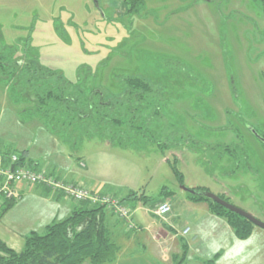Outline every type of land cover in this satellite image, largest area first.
Instances as JSON below:
<instances>
[{
	"label": "rangeland",
	"instance_id": "rangeland-1",
	"mask_svg": "<svg viewBox=\"0 0 264 264\" xmlns=\"http://www.w3.org/2000/svg\"><path fill=\"white\" fill-rule=\"evenodd\" d=\"M129 8L126 0H0V48L14 47L16 56L57 71L87 95L98 90L117 96L134 76L154 86L144 111L148 120L137 118L132 131L121 126L116 145L108 130L103 135L92 130L95 137L77 145L74 167L86 164L83 171L97 175L91 180L94 191H111L124 203L134 204L126 196L136 191L144 225L154 222L171 231L163 221L168 215L152 214L163 199L179 212L185 204L197 207L201 228L194 261L185 262L189 252L183 248L175 264H199L210 216L187 200L183 186L206 187L264 222V142L257 135L264 134L262 6L259 0H144L138 12ZM13 90L0 78V138L15 148L12 142L21 139V133L13 134L17 127L44 121L30 113L33 103L16 100ZM152 108L160 115L151 116ZM47 150L40 152L50 155ZM189 214L176 218L179 232L189 225ZM257 235L239 247L250 260L260 257Z\"/></svg>",
	"mask_w": 264,
	"mask_h": 264
},
{
	"label": "trees",
	"instance_id": "trees-1",
	"mask_svg": "<svg viewBox=\"0 0 264 264\" xmlns=\"http://www.w3.org/2000/svg\"><path fill=\"white\" fill-rule=\"evenodd\" d=\"M126 1L133 13L138 12L144 3V0ZM259 1L264 14V0ZM15 52L14 47L0 48V78L11 82L16 100L26 99L33 103L30 113L40 117L46 127L69 146L72 154L78 152L80 140L95 137L92 130L94 134L102 135L108 130L113 136L110 138L112 144L116 145L115 139L122 133L121 126L132 131L137 118L148 120L144 118V111L155 88L145 78L129 77L126 79L127 89L117 96L109 98L98 90L87 95L57 71L34 59L16 56ZM150 113L151 116L152 113L160 115L155 108ZM19 157L20 162L26 163V151L19 152ZM31 166L36 167L34 162ZM172 168L183 183V173L176 165ZM191 189L196 193L188 192V198L194 202H206L213 214L228 222L239 239L251 236L256 227L252 221L207 198L203 192L210 191L208 188ZM136 193L132 191L128 197L133 198ZM218 196L229 202L224 195ZM142 197H145L144 193ZM106 213V208L101 205L78 208L67 218L49 224L44 232L28 234L21 251L10 248L0 239V264H83L86 261L107 264L116 257L120 247L112 240L106 225ZM204 264L218 263L212 258Z\"/></svg>",
	"mask_w": 264,
	"mask_h": 264
},
{
	"label": "crops",
	"instance_id": "crops-1",
	"mask_svg": "<svg viewBox=\"0 0 264 264\" xmlns=\"http://www.w3.org/2000/svg\"><path fill=\"white\" fill-rule=\"evenodd\" d=\"M21 127L19 129L17 127L13 131V134L17 136L21 133V137H19L21 138L20 141L17 142L16 140L12 142L15 148L0 138V152L19 153L26 151V163L28 165L34 162L36 168L46 169L49 173H53L67 182L83 183L95 193H111L116 195L111 191H101L103 189L94 191L96 189L93 188L91 180H95L97 175L83 171L84 169L81 167H86V170L87 166L82 162L78 164L79 169L74 167V154H72L70 148L68 147L69 150H66V144L57 135H54L42 121L39 123H22ZM16 144H18L17 147ZM45 147L48 149L46 152L50 153V155L40 152L41 148ZM20 188L23 191V196L19 200L14 203L5 201L0 206V239L16 251L23 249L25 237L32 231L42 233L49 224L63 220L70 216L74 210L85 207L84 204L72 202L60 195V193L50 192L39 186L21 185ZM132 191L134 190L128 192L126 198ZM145 197H142L143 200H145ZM130 200H134L133 206L127 200L125 204L134 208H132L135 213L132 216L131 223L126 222L113 213H106V225L111 232L112 240L120 247L116 257L107 264H140L139 256L146 258L147 262L145 261V264H175L183 253V248L189 252V258H185V262L193 263L194 259L192 255L196 250L194 245L196 244L197 236H199L198 231L201 228H198L199 224H196L199 220L196 216L197 207L193 209L192 205L185 204L186 210L183 212L180 210L179 212L172 205V213L163 220L171 230L168 231L163 227L156 228L154 222L144 225L137 213L140 208V206H137V203H140L142 200L138 198V195ZM164 200H168V198ZM187 200L190 201L188 197ZM192 202L197 204L195 206L201 205L200 208L205 211L204 214L208 213L210 216V219L207 220L209 223V233L203 234L204 237H209V240L203 243L206 254H198L196 259L199 264H204L206 260L212 258H216L218 264H253L255 261H257L256 264H264V233H259L261 231L256 229L260 227H254L251 234V237L254 234L255 236L258 234L257 236L261 238L262 242L260 257L257 258L255 256L256 258L253 261L246 256H242L239 250L240 244L247 242L251 238L242 241L236 236L234 230L226 220L210 212L206 203L194 201L190 203ZM188 206L190 207L189 210H187ZM185 211L190 213L187 216L189 225L185 226L182 232H179L174 223L179 216L185 217ZM152 214L155 215L154 212ZM131 224L132 227H130ZM127 228H130L129 231H133V233L125 232ZM187 228L190 229L189 232L184 233ZM145 231H148L150 235L145 236ZM187 236L189 237L187 238ZM136 244H140V248ZM86 262L83 264H87Z\"/></svg>",
	"mask_w": 264,
	"mask_h": 264
},
{
	"label": "built area",
	"instance_id": "built-area-1",
	"mask_svg": "<svg viewBox=\"0 0 264 264\" xmlns=\"http://www.w3.org/2000/svg\"><path fill=\"white\" fill-rule=\"evenodd\" d=\"M21 185L51 188L53 192L63 191L76 202L88 201L92 205L104 206L126 222L132 221L133 209L120 198L113 196L114 194L105 193L103 196H98L83 183L67 182L46 169H38L20 162L18 153L0 152V206L8 200H19L23 196ZM172 211V204L163 201L157 206L154 214L165 217ZM189 230V228L185 229L184 233H188Z\"/></svg>",
	"mask_w": 264,
	"mask_h": 264
},
{
	"label": "water",
	"instance_id": "water-1",
	"mask_svg": "<svg viewBox=\"0 0 264 264\" xmlns=\"http://www.w3.org/2000/svg\"><path fill=\"white\" fill-rule=\"evenodd\" d=\"M259 139H261L263 142H264V137L263 136H260L259 134H257ZM185 191L189 192V193H196L195 190L191 189V188H188V187H185L183 186L182 187ZM203 194L207 197V198H210L212 200H214L215 202L225 206L227 209L239 214V215H242L244 217H246L247 219H249L250 221H252L257 227H260L262 229H264V222L259 220L257 217H255L254 215H252L251 213H248L234 205H232L231 203L227 202L226 200L222 199L220 196L218 195H215L213 194L212 192L210 191H207V192H203Z\"/></svg>",
	"mask_w": 264,
	"mask_h": 264
},
{
	"label": "flooded vegetation",
	"instance_id": "flooded-vegetation-1",
	"mask_svg": "<svg viewBox=\"0 0 264 264\" xmlns=\"http://www.w3.org/2000/svg\"><path fill=\"white\" fill-rule=\"evenodd\" d=\"M262 136V135H261ZM211 192V191H210Z\"/></svg>",
	"mask_w": 264,
	"mask_h": 264
}]
</instances>
